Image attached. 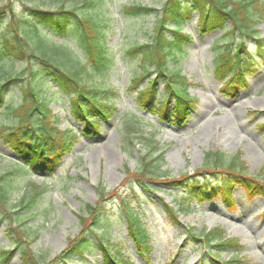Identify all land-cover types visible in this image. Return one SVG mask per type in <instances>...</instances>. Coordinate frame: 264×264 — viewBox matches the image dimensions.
<instances>
[{
    "label": "rangeland",
    "instance_id": "374dc122",
    "mask_svg": "<svg viewBox=\"0 0 264 264\" xmlns=\"http://www.w3.org/2000/svg\"><path fill=\"white\" fill-rule=\"evenodd\" d=\"M261 1L264 4V0ZM132 2L159 10L164 0H0L1 6L8 4L17 15H29L37 22L40 18L30 15L28 8L53 11L60 5L78 6L82 12L105 19L110 25L105 44L113 66L107 72H92L85 79L90 85L117 91V97L110 100L115 108L111 116L96 120L98 133L81 135L83 122L70 111V95L59 93L50 77H34L37 68L33 62H11L0 55V65L7 72L22 73L24 84L40 89L41 98L49 102L57 127L72 129L78 134L77 141L64 153L55 170L58 176L51 182L44 176L52 174L41 175L38 171L7 175L17 157L0 140V175L9 177L5 184L8 194L5 211L12 213L11 220L0 217V249L12 248L16 233L10 228L24 221L30 248L43 264H102V249L97 245L99 235L109 240L111 250L120 249L123 260L132 264H214L213 257L227 264H264V241L258 233H253L260 229L264 235V196L250 197L242 188L234 187L231 207L217 198L193 199L189 201L188 211L178 213L177 223L167 218L162 204L178 210L177 202L188 198L185 194L188 186L174 188L171 181L183 175H194L209 150H219L228 156L239 152L250 175L256 176L264 168V58L255 49L256 40L260 39L264 52V19L256 25L258 39L244 38L256 68L240 82L238 93L232 97L222 91L221 83L213 74L214 46L220 32L216 28L201 30L196 12L185 17L182 32L188 34L189 39L184 51L177 55L178 63L171 60L170 65L187 78V92L196 102L184 121L171 123V117L161 120L138 109L135 91L129 89L138 72V59L129 57L126 51L133 45L150 41L159 18L157 12L126 16L123 6ZM169 27L173 28V24ZM41 30L47 32L48 28L41 26ZM54 39L63 40L84 59L71 34L56 35ZM146 81L147 78L142 80L139 87ZM164 91L160 81L157 93L162 97ZM20 97V86L11 84L4 92L5 105H18ZM1 108L0 124L13 123L14 116L6 107ZM154 157L161 176L150 180L148 189H142L134 180L124 183L127 169L136 170L143 159ZM30 182L44 188L33 203H30L34 193ZM100 188L106 193L102 216L99 225L86 236L88 243L83 246L82 254L55 262L54 258L66 247L68 239L80 229L77 215L83 212L85 204L98 202ZM123 202L141 218L149 250L138 251L123 214ZM27 204L32 205L27 207ZM3 211L0 210V214ZM220 225L227 237L239 238L241 250L238 253L227 247L218 252L214 242H210L209 247L203 244V232ZM188 228H192L198 241L190 237ZM255 239L260 240V245L255 244ZM259 250L260 257L256 254ZM0 264H22L18 251L5 262L0 258Z\"/></svg>",
    "mask_w": 264,
    "mask_h": 264
},
{
    "label": "trees",
    "instance_id": "16d2710c",
    "mask_svg": "<svg viewBox=\"0 0 264 264\" xmlns=\"http://www.w3.org/2000/svg\"><path fill=\"white\" fill-rule=\"evenodd\" d=\"M28 9L32 13L30 15L40 18V22L26 14L17 15L8 4L0 5V55L11 62H33L37 68L34 77L48 76L58 86L59 93L70 95V111L83 122L81 134L96 135V120L111 116L115 108L110 100L117 97V91L111 87L90 85L85 77L92 72H107L113 66L105 44L110 25L97 15L80 11L78 6L66 8L60 5L53 11L37 7ZM123 9L128 17L146 16L154 12L159 14L150 41L133 45L126 52L129 57L138 59V72L130 84V89L136 90L138 109L156 115L161 120L171 117L174 122L184 121L196 102L187 92V78L170 65L171 60L178 63L177 55L179 51L183 52V46L188 40V35L181 32V24L190 12L197 11L202 30L217 28L221 33L214 46L213 73L223 82L222 91L235 96L240 82L255 70L256 64L242 40L244 37H256L258 33L256 25L264 19V4L261 0H164L159 10L132 2ZM170 24H173V28L169 27ZM41 26L48 28V31L43 32ZM166 32L171 35L168 36ZM66 34H71L76 40L84 59L63 40L54 39L56 35L64 37ZM256 49L264 58L260 40L257 41ZM145 78L146 85L139 88ZM160 81L165 88L162 97L157 93ZM10 84L20 86L21 97L16 106L5 105L4 102V92ZM170 100L174 102L172 107ZM1 107L9 110L14 116V122L0 124V140L16 153L18 161L15 162L14 170L8 171L7 175L38 171L41 174H53L51 179L56 177L55 170L60 166L61 158L75 144L78 134L72 130H60L49 108V102L41 98L40 89L29 83L24 84L22 73L7 72L2 64ZM134 115L137 116L135 112ZM156 159H143L136 170L127 169L124 183L134 180L142 189H148L150 180L161 176ZM7 175H0V210H4L0 217L11 220L12 213L5 211L8 199L5 188L9 178H6ZM171 183L174 187L188 186L185 193L188 198L178 201V210L162 202L168 218L176 222L178 213L187 211V205L193 199L200 201L220 198L231 207L234 187L242 188L250 197L258 194L264 196V168L256 176L250 175L239 152L228 156L219 150H209L205 153L202 167L194 175H183ZM31 185L34 193L30 203H33L42 190L37 184ZM105 194L104 189L100 188L98 202L95 205L85 204L83 212L77 215L79 231L68 239L65 249L54 258L55 262L67 261L74 254H82L83 246L88 243L86 236L100 223ZM115 194L122 199L117 191ZM31 205L27 204V207ZM122 210L134 243L140 251L147 250V232L140 223L139 216L125 202ZM10 229L16 233V237L11 249L0 250L2 261H7L18 251L22 264H43L40 256L30 248L31 240L24 230V221L15 223ZM191 231L192 228L189 230L191 237L198 241ZM98 237V246L102 249V264H132L123 260L119 250L113 253L108 240L102 235ZM201 237L206 244L214 242L218 252L226 247L236 253L240 251L238 239L227 238L221 228L204 231ZM213 263L227 264L224 261Z\"/></svg>",
    "mask_w": 264,
    "mask_h": 264
},
{
    "label": "bare ground",
    "instance_id": "6f19581e",
    "mask_svg": "<svg viewBox=\"0 0 264 264\" xmlns=\"http://www.w3.org/2000/svg\"><path fill=\"white\" fill-rule=\"evenodd\" d=\"M252 224V223H251ZM240 227V229H242V226H239ZM254 229H257V228H254ZM240 231V230H239ZM242 231V230H241ZM254 234L256 233H258V235L261 237V239H263V241H264V235H263V233H262V231L260 230V229H258V231H255V232H253ZM255 244H257V246L258 245H260V240H256L255 239ZM262 250H264V249H262ZM256 254H258L259 255V257H260V255L262 254V252L259 250V252L258 253H256ZM258 257V258H259Z\"/></svg>",
    "mask_w": 264,
    "mask_h": 264
}]
</instances>
